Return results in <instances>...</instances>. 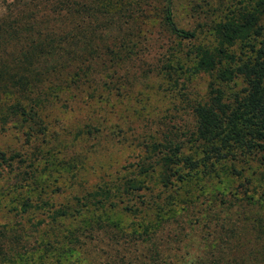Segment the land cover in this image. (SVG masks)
Masks as SVG:
<instances>
[{"label":"trees","instance_id":"1","mask_svg":"<svg viewBox=\"0 0 264 264\" xmlns=\"http://www.w3.org/2000/svg\"><path fill=\"white\" fill-rule=\"evenodd\" d=\"M216 1L226 12L200 29L178 26L171 0H46L55 24L50 28L35 15L0 17V134L13 133L18 144L0 147V225H74L38 244L44 255L54 253L56 262L70 247L68 236L76 240L77 232H107L102 225H130L126 233L111 230L121 238L114 243L124 250L144 241L145 262L115 248L107 264H264V201L246 193L264 178V0ZM202 30L208 41L181 52V41H195ZM163 36L177 42L147 71L121 81L111 76L114 67L141 58L143 49ZM236 44L250 55L236 56L231 50ZM178 53L193 55L192 73L212 77L200 98L180 93L187 108H180L183 125L141 123L132 140L145 135L143 147L123 173H105L87 187L73 173L57 191L38 186L40 174L60 166L39 144L45 137L60 144L55 132H67L57 113L88 112L85 122L73 127L76 139H112L116 133L124 142V126L106 124L96 113L108 105L106 111L120 118L114 101L141 82L145 87L158 80L177 98L175 70L184 64ZM237 79L243 87L225 94L222 85ZM105 126L113 128L110 133ZM182 137L190 142L187 149ZM71 156L68 167L79 170L80 155ZM230 180H238L228 191L234 197L223 200ZM54 192L68 196L56 203ZM11 193L10 202L1 205ZM233 206L255 212L220 218ZM19 237L0 229V253L4 242L19 252L13 247Z\"/></svg>","mask_w":264,"mask_h":264},{"label":"rangeland","instance_id":"2","mask_svg":"<svg viewBox=\"0 0 264 264\" xmlns=\"http://www.w3.org/2000/svg\"><path fill=\"white\" fill-rule=\"evenodd\" d=\"M171 1L175 23L185 29H200V25L202 26L203 23H207L209 19L216 18L221 13L226 12L224 7L221 9L217 7L216 0ZM0 3L3 4L0 8V17H13L17 13H24L26 15H35V20L44 21L43 25L47 28L55 25L51 19L49 13L50 7H48L49 4L46 3V0H1ZM224 3H229V0H224ZM71 25L72 24L69 26ZM207 41V35L205 31L202 30L195 41L182 40L180 51L185 53L188 49L193 47L192 44L196 45L198 42L206 43ZM170 42L175 43L177 40L172 38L171 41L170 37ZM170 42L167 37L163 36V38L160 37L155 43H149L143 49L141 58L123 61L122 64L114 67L115 71L111 76L121 81L126 74L130 75L139 69L140 71H147L149 67L153 65L152 62L161 57V54L168 48ZM231 50L241 59L250 55L248 50L239 49L238 44L233 46ZM178 54L180 55L178 58L181 60L179 63L184 64L180 69L176 68L175 70V75L178 76L179 81L178 85L174 88L177 92V98L175 95L174 98H172L171 94L163 88L164 85L158 80L146 84L145 87H142L141 82L140 85L134 87L129 94H120L114 101L112 109H115L117 115L121 116L120 118H117L114 113H108L106 111L109 109L108 105H104V111L96 113L101 114L106 124L119 122L120 125L124 126L126 131V140H123L124 142H122V138L119 139L115 136L116 133L113 135L112 139L103 135L98 140L76 139L73 127L84 123L88 112L80 110L78 112L57 113V115L61 117L62 122L68 126L67 132H55V137H58L60 144L54 141L51 143L46 137L43 138V140H39V144L43 151L49 150V154L54 159V162L56 160L60 161V166L59 163H56L57 165L55 166L50 165L49 167H52V173L47 174L44 172L40 174L36 180L38 186L43 187L45 192L57 191V189L67 184L66 181L71 175L77 174L78 178L86 182L84 186L87 187L97 182L98 178L105 175V173L111 172L114 174L118 170L120 173H123V171L129 170V165L137 160L136 153L139 148L143 147L142 139L145 135L141 134L142 136L138 138L139 141L132 140L133 137L135 138V136H138L137 134L141 133V128L139 127L141 123L147 124L148 126L151 121L160 120L166 123L169 122L168 126L172 125V123L183 125L185 122L181 120L183 117L179 116L181 113L180 108H187L184 102H180L182 98L180 93H185L188 99H198L204 94L206 85L212 77L205 73H192L190 68L193 63V55L189 53L183 58L181 53ZM188 69H190V71H188ZM102 75L107 78L110 74L104 71ZM181 84L185 86V90L182 88ZM241 87H243V84L239 79L228 85H222L225 94L232 93L233 91L236 92ZM70 127H72V129L69 132ZM105 127L109 133L110 129H113L108 126ZM117 129V127L114 128L113 132H116ZM106 130H104V132ZM182 139L186 144V149L190 147V142H187V138L185 139L182 137ZM17 146V140L14 138L13 133L8 131L0 134V147H9L8 149H10ZM73 154L80 155V158L77 160L79 170L74 167H68L69 159ZM62 160L64 161V169L61 168L63 167L61 164L63 162ZM65 160L67 163H65ZM251 163L252 161H250V165ZM80 166L83 167L80 169ZM262 167H264V165ZM252 169L255 170L254 168ZM250 171L251 170H248L247 173ZM232 181L233 180H230L229 186L223 190L224 196L221 197L223 200L229 201V199L231 200L234 197L229 194L230 192L228 193V191L230 187H234L238 183V180ZM253 182L254 188H251L252 190L246 193L252 195L253 198L259 197V199L264 201V178L262 177L259 181ZM241 190L240 188V191ZM65 194L66 192L62 194L59 192L52 193L56 203L64 201L66 196H68V194ZM13 195L14 193H11L9 196H4L1 205L9 203V199H11ZM208 195L206 191L201 198L199 197L201 204L206 202L205 199ZM237 197H245V194L239 193ZM244 199L249 201L247 198ZM246 207L247 208L243 210L241 206H233L220 213V218L235 217L236 212L239 211L244 212L240 215L255 212V208L251 206ZM256 209L261 211L259 208ZM262 216L264 217V211ZM39 217L41 216L39 215L38 218ZM125 221L126 220H124V222ZM73 226L74 225H53L52 228H49V225H0V229L16 232L21 236L17 240L15 239L16 244L13 245L14 249L16 247L19 248V252H17L18 250L9 251L10 245L4 242L3 253H0V264H66L68 261H73V264H107L111 261L113 256L116 255L115 248L119 250V255H128V253H130L132 258L136 259V261L145 262L144 256H146V251L144 241L137 244L135 248H126L124 250L114 243L115 241H121V238L113 237L111 230L115 227V229L121 231V234L122 232L126 233L132 228L130 225H102L107 229V232L101 230L95 231L91 236H85V233L77 232L76 240L68 236L64 240L70 242V247L57 259L59 262L55 261L53 257L54 253L44 255L43 250L38 247L39 242L51 240V233H65L62 231L63 229L65 231L68 227L71 228ZM15 240H12L11 243H14Z\"/></svg>","mask_w":264,"mask_h":264}]
</instances>
